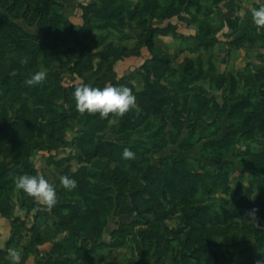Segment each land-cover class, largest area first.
I'll return each instance as SVG.
<instances>
[{
	"label": "rangeland",
	"instance_id": "1",
	"mask_svg": "<svg viewBox=\"0 0 264 264\" xmlns=\"http://www.w3.org/2000/svg\"><path fill=\"white\" fill-rule=\"evenodd\" d=\"M226 4L0 0V264H13L10 248L19 264H233L264 253V26L251 12L264 0ZM41 68L47 79L26 85ZM86 83L127 85L137 105L81 113L74 92ZM25 172L56 186L52 208L16 187Z\"/></svg>",
	"mask_w": 264,
	"mask_h": 264
},
{
	"label": "clouds",
	"instance_id": "2",
	"mask_svg": "<svg viewBox=\"0 0 264 264\" xmlns=\"http://www.w3.org/2000/svg\"><path fill=\"white\" fill-rule=\"evenodd\" d=\"M252 19L257 26H264V4L260 7L253 8ZM22 63H27V57L23 58ZM48 72L41 68L33 72L26 80L28 86L37 85L47 79ZM76 106L81 113L99 114L103 118L112 115L124 116L137 105V97L132 88L127 85H108L103 88L86 83L76 87L74 92ZM135 151L130 147H125L123 157L125 159H134ZM16 187L23 190L26 194L33 197L37 202H42L48 208H52L58 200L56 186L43 174H23L15 175ZM61 183L69 188L74 189L78 181L69 176L62 174ZM250 220L258 223V209L249 210ZM9 255L13 264H19L22 258V252L18 248H10ZM255 264H264V258L257 259Z\"/></svg>",
	"mask_w": 264,
	"mask_h": 264
},
{
	"label": "trees",
	"instance_id": "3",
	"mask_svg": "<svg viewBox=\"0 0 264 264\" xmlns=\"http://www.w3.org/2000/svg\"><path fill=\"white\" fill-rule=\"evenodd\" d=\"M83 29V28H82ZM145 44L149 47V49H152L153 48V46H154V44H155V32L154 31H150L149 32V34L147 35V37H146V40H145ZM84 49H81V52H82V55H83V53H84ZM81 55V56H82ZM81 56H79V57H81ZM155 57H157L156 59H157V61H162V62H167V59H165V58H163V57H158V56H155ZM92 59V56L91 57H89V61ZM148 83H147V85L149 84V91H150V87H151V85L153 84L150 80L149 81H147ZM151 82V83H150ZM151 91H153V90H151ZM150 94H152L151 92H150ZM26 102V101H25ZM57 118V119H56ZM58 120L60 121V120H62V119H60V117H58V116H55V119H51L50 121H48V122H50V123H46L44 126L45 127H48V128H50L51 129V131H55V129H57V123H58ZM20 127V126H19ZM21 129H24V131H26V130H29L28 129V127H27V125H25L23 122H21V127H20ZM24 131L22 132V134L23 135H26L25 133H24ZM24 137H22V139H23ZM111 146H113V144H111ZM5 174V173H4ZM205 248L203 247V248H201L200 250L201 251H203ZM206 250V249H205ZM262 258H264V253H261L259 256H257V255H252V256H250L249 258H247V259H245V260H242L241 262H237V261H233V264H255V261L257 260V259H262ZM211 261H212V259H211Z\"/></svg>",
	"mask_w": 264,
	"mask_h": 264
},
{
	"label": "crops",
	"instance_id": "4",
	"mask_svg": "<svg viewBox=\"0 0 264 264\" xmlns=\"http://www.w3.org/2000/svg\"><path fill=\"white\" fill-rule=\"evenodd\" d=\"M226 1H227L226 6L229 9H233L236 6H238V0H226ZM64 233H66V231H63V236H62V233L60 234V236H59L60 238L58 239V242L62 241L65 238ZM54 242H56V241L54 240ZM37 261H38L37 257L29 256V258H27V260H26V264H48L49 263V262L41 263V262H37ZM53 262L57 263V264H65V259L61 256L59 257L57 255H54L53 256Z\"/></svg>",
	"mask_w": 264,
	"mask_h": 264
}]
</instances>
